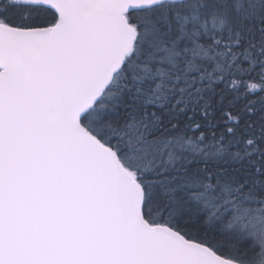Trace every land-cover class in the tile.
<instances>
[{"label":"snow or ice","instance_id":"1","mask_svg":"<svg viewBox=\"0 0 264 264\" xmlns=\"http://www.w3.org/2000/svg\"><path fill=\"white\" fill-rule=\"evenodd\" d=\"M0 264H264V0H0Z\"/></svg>","mask_w":264,"mask_h":264}]
</instances>
